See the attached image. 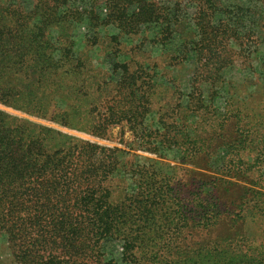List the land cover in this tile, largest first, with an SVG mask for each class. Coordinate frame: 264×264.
<instances>
[{"label": "trees", "instance_id": "trees-1", "mask_svg": "<svg viewBox=\"0 0 264 264\" xmlns=\"http://www.w3.org/2000/svg\"><path fill=\"white\" fill-rule=\"evenodd\" d=\"M189 5L194 30L186 32ZM259 9L237 7L236 23L239 13L216 0H0V237L17 264H264V246L241 229L247 201L264 204L260 191L230 199L222 191L235 183L208 177L200 182L209 190L187 199L176 176L153 166L121 174L118 150L51 126L96 138L123 121L138 129L165 91L155 79L165 65L154 62L153 73L145 66L156 59L148 44L164 46L180 32L187 54L220 69L228 41L244 49L257 40ZM219 11L230 21L217 20ZM246 17L243 32L235 25ZM152 27L159 31L150 39ZM104 57L106 66L97 65ZM229 111L226 118L243 116ZM162 115L148 150L158 156L178 148L199 166L220 147L222 174L262 164L264 142L257 159L245 161L246 140L215 145L199 131L201 120L193 127L178 114ZM118 243L116 261L107 250Z\"/></svg>", "mask_w": 264, "mask_h": 264}, {"label": "rangeland", "instance_id": "rangeland-1", "mask_svg": "<svg viewBox=\"0 0 264 264\" xmlns=\"http://www.w3.org/2000/svg\"><path fill=\"white\" fill-rule=\"evenodd\" d=\"M216 5L221 10L233 8L237 12V7L245 8L250 5L252 9L260 8L259 11H262L264 1L216 0ZM194 12L195 9L191 5L187 11H183L185 20L183 21V29L186 32L194 30ZM227 15L219 11L217 12V20L226 18L230 21V17ZM240 16V13L239 16H234L233 22H239ZM249 20L246 17V22H240L235 26H238L239 30H243L241 27L245 30L251 24ZM254 29L257 40L250 43L249 47L244 46L245 48L241 49L239 44L234 42L236 45H232V41L231 43L227 42L226 53L223 56L227 57L228 61L223 64V67L220 66V69L214 63L203 65L195 53L187 54L180 32L176 33L175 37L164 46L148 44L149 46L145 51L149 52L148 56L152 59H156L153 62L148 60L145 66L150 70L156 61L165 65V70L158 68L155 76V79L165 86V91L161 92L162 94L158 98L159 104L152 106V111L148 114L146 122L136 130L130 126L128 121H123L111 125L104 138H96L90 135L76 134L57 124H51V126L71 135L118 150L117 156L121 162V174L124 173L125 169L153 166L161 174L176 176V181L186 186L183 192L187 199H190L192 195L203 194L204 191L209 190L207 186L202 188L200 182L208 177H224L235 183V187L228 185L227 192L222 191L227 193L226 196L230 199L235 196L233 198L240 200L239 197L246 194L251 188L264 194V158L262 159V157L260 160L262 164L256 165L255 168L241 166L236 174L227 175V173H221V159H219L221 149L217 146L215 148L217 147L219 150L214 149L211 154L215 155L210 157L211 160L198 163L199 166L204 167L193 164L196 159H193V162L190 160L192 164L185 162L187 159L183 157L178 148L163 153V156L148 151L150 142L156 140L157 135L154 131L161 126L162 119L164 120L162 114L163 111H166L170 112V116L178 114L181 120L187 119L189 126L196 127L198 120H201L203 130L199 131L203 132L204 138L210 134V139L213 138L215 145L222 142L223 139L226 142L236 140L239 143L242 142L240 140H246L244 145L242 144L243 151L240 150L246 154L244 160L251 162L257 159L258 153L262 150V142H264V21L257 19ZM158 31L157 27H152L149 30L150 39L155 38ZM169 54L179 56L181 58L179 63L160 60ZM102 59L97 65L105 67L109 59L105 58L104 62ZM149 72L153 73L154 70ZM106 106L108 105H103L101 111L103 115L106 112ZM201 106H204L206 111ZM228 109H240L244 117L232 114L231 117L226 118L223 114L229 113ZM244 118L245 120H241ZM220 119L224 122L219 126ZM38 122L47 123L40 120ZM161 139L162 137L158 138V140ZM247 163L249 162H245V164ZM129 175L131 176V172ZM126 176L129 179L128 182H131L130 176ZM255 180H260L258 187L250 185V182ZM249 198L247 195L244 201ZM243 210L244 220L241 229H243V233H246L245 240L249 243L254 241L257 245L262 244L264 246V204L259 199L255 202L247 201ZM112 246L113 248H108L107 252L114 253V258L117 261L122 253V248L119 243ZM0 264H17L4 236L0 237Z\"/></svg>", "mask_w": 264, "mask_h": 264}]
</instances>
